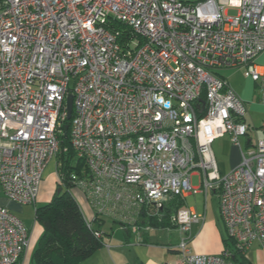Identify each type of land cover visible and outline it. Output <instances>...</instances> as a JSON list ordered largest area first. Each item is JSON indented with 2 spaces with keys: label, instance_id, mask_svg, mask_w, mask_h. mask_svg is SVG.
Returning a JSON list of instances; mask_svg holds the SVG:
<instances>
[{
  "label": "built area",
  "instance_id": "built-area-1",
  "mask_svg": "<svg viewBox=\"0 0 264 264\" xmlns=\"http://www.w3.org/2000/svg\"><path fill=\"white\" fill-rule=\"evenodd\" d=\"M263 52L264 0H0V191L35 204L52 160L64 183L72 95L70 142L84 167L70 181L93 216L139 228L175 196L215 192L232 246L192 252L205 214L183 206L170 220L182 238L166 247L177 264H241L235 253L264 248V138L243 147L247 104L219 71L243 68L264 101ZM225 135L241 161L222 174L212 144ZM31 238L0 198V264H20Z\"/></svg>",
  "mask_w": 264,
  "mask_h": 264
},
{
  "label": "crops",
  "instance_id": "crops-1",
  "mask_svg": "<svg viewBox=\"0 0 264 264\" xmlns=\"http://www.w3.org/2000/svg\"><path fill=\"white\" fill-rule=\"evenodd\" d=\"M256 62L264 64V52L257 57ZM235 91L247 104L248 111L245 119L249 124V129L246 136L242 138V145L243 147H249L254 145L258 139L264 138V101H262V95L258 84L249 77L245 76L243 85H240ZM212 149L222 174L230 172L241 161V149L232 142L229 135L217 138L212 144ZM52 161H54L56 165V160ZM201 177V174H194L192 176L193 185L195 184L193 181L195 178L200 185ZM199 185L194 186L199 187ZM78 195L83 199V213L90 219H93V211L89 205H86L87 201L80 190L78 191ZM211 195L217 196L218 200L216 207L213 208L209 214V198ZM41 196L45 198V196H47L46 191L41 189L39 197L41 198ZM1 200L14 212L22 209L24 206L7 197L4 199L1 198ZM181 200L182 207H189L198 213L205 214L204 221L194 224L192 227L193 237L189 242V247L192 252L199 254H220L225 248L232 246V240L229 238L225 222L220 212V203L217 193L210 192L208 195H205L203 192H189L182 195ZM154 220L155 219H150L149 221L140 222L139 228L124 226L113 220L118 230H123L126 233L127 237L125 238V243L113 241L114 239L112 241L110 240V242L106 241L104 246L99 248L90 257L82 260L80 264H165L168 262L177 264L180 259L179 251L176 248H169L166 246L177 245L182 238V233L176 226L157 227L153 224H151V228L153 229L144 230L143 227H146L148 223H152ZM28 226L31 228V244L28 250L23 254L20 264H33L32 254L43 233L42 225L36 220L33 225ZM112 227L114 229V225L111 226V228ZM101 230L105 234L106 240V236L110 234L104 232L102 227ZM244 257L249 264H264V248L256 241L246 251Z\"/></svg>",
  "mask_w": 264,
  "mask_h": 264
},
{
  "label": "trees",
  "instance_id": "trees-1",
  "mask_svg": "<svg viewBox=\"0 0 264 264\" xmlns=\"http://www.w3.org/2000/svg\"><path fill=\"white\" fill-rule=\"evenodd\" d=\"M113 26L114 29L131 33V29L124 23L118 22ZM70 126L71 120L65 119L62 126L64 132L60 134L61 150L57 156L61 162L60 172L64 182L59 185L62 190L58 192V187L48 203L35 208V220L42 225L43 233L32 254L33 264H80L106 243L105 234L101 230L105 217L95 215L92 219L93 226L89 225L76 197L64 188L73 186L70 181L71 172L75 170L82 173L84 167L83 160L74 162L77 157L70 142ZM180 207L181 196H175L168 202L166 215L162 220L156 219L151 224L157 227H175L170 220L172 212ZM98 231L101 232L100 235L96 233ZM235 260L241 264H249L240 253H235Z\"/></svg>",
  "mask_w": 264,
  "mask_h": 264
},
{
  "label": "rangeland",
  "instance_id": "rangeland-1",
  "mask_svg": "<svg viewBox=\"0 0 264 264\" xmlns=\"http://www.w3.org/2000/svg\"><path fill=\"white\" fill-rule=\"evenodd\" d=\"M191 1H195V0H191ZM231 13L235 14L236 11L231 10ZM219 72H220V74H223V76L227 77L231 86L235 89H238L239 86L243 85V83L245 81L244 71L242 68L241 69H239V68L225 69L224 68ZM55 172H56V165H55L54 161H51L47 165V167L44 171V175H43L42 190L46 191V194H47V196H45V198H43L41 196V198L39 197L37 199L35 204L24 205L22 207V209L17 210L15 212L13 211L16 215H18L28 225H33L35 222V208L37 206H41V205L48 203L51 200L56 189L61 186V184H60L61 178H59ZM193 181L195 183L194 185H197V186L199 185L198 184L199 182L197 181L196 178ZM64 188L68 189V190H70V192H72V194L78 200V203L80 204V207L82 209L83 208V199H81L78 195L79 189L76 186H69V187L64 186ZM0 198H2V199L6 198V196L4 195V193L2 191H0ZM217 200H218L217 196H212V195L210 196V198H209V214H210V211L216 207ZM86 205H88V203ZM113 225H114V229H113V227L111 228V226H113ZM101 227L103 228L104 232L110 234L109 236H106L107 242H110V240L112 241L114 239L113 241H120L121 243H125V238L127 237V235L123 230H118V227L116 224H114L113 219L105 218V223ZM143 228H144V230L153 229L151 227L147 228V226L143 227ZM174 229L177 230L176 228H174ZM178 230H179V228H178ZM158 240H161V239H158Z\"/></svg>",
  "mask_w": 264,
  "mask_h": 264
},
{
  "label": "water",
  "instance_id": "water-1",
  "mask_svg": "<svg viewBox=\"0 0 264 264\" xmlns=\"http://www.w3.org/2000/svg\"><path fill=\"white\" fill-rule=\"evenodd\" d=\"M72 114H73V96L69 95L67 98V119H71ZM61 190L62 187H59L57 191L60 192Z\"/></svg>",
  "mask_w": 264,
  "mask_h": 264
}]
</instances>
